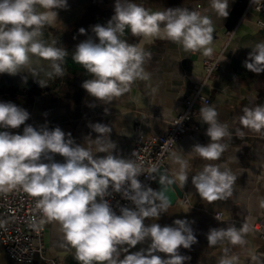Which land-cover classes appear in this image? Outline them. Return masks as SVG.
<instances>
[{"label":"clouds","instance_id":"1","mask_svg":"<svg viewBox=\"0 0 264 264\" xmlns=\"http://www.w3.org/2000/svg\"><path fill=\"white\" fill-rule=\"evenodd\" d=\"M209 3L218 17H228V0ZM68 7V0H0V74L16 76L26 71L40 77L43 72L46 75L38 80L41 87L62 75L59 62L68 53L45 39L44 26L55 23L58 9ZM126 30L142 39L171 41L186 52L213 53L214 28L209 16L188 8L154 11L133 0H115L114 15L106 25L92 26L98 42L92 38L82 41L72 54L73 61L93 77L82 82L83 89L105 104L127 92L134 81L149 79L144 64L150 53L122 39ZM79 32L85 34L86 30ZM33 57L47 61V67H33ZM243 66L256 74L264 73V41L251 47ZM22 79L26 82V77ZM199 112L208 126L210 142L193 145L191 152L205 161L220 160L227 148L223 141L231 136L228 126L219 121V113L211 105ZM29 118L26 109L0 102V129H5L0 131V192L20 186L38 198L36 207L45 218L59 223L63 239L75 250L79 264H185L189 258L180 254V248L190 249L198 242L189 221L176 219L173 226L163 227L158 223L145 225L144 221L159 219L171 207L172 186H184L188 181L187 160L173 154L172 162L178 167L171 174L155 166L149 170V177H159L162 187L157 191L138 179L144 174L141 167L113 154L116 144L109 139V126L90 125L98 135L94 140L87 138L86 144H95L94 152L91 147L75 144L71 133L60 127L38 129L26 124ZM238 119L243 128L260 133L264 130V105L243 107ZM22 125V134L7 131ZM96 153L107 155L97 157ZM53 154L61 155L65 162H41L51 161ZM235 181L230 168L216 164L204 165L191 178L199 196L208 203L229 199ZM110 189L134 207H121L117 214L105 198ZM248 230L247 225L212 228L207 234L208 246L220 242L244 245ZM146 240L150 241L146 249L129 251ZM121 252L126 253L123 258ZM219 264H238V257L225 255Z\"/></svg>","mask_w":264,"mask_h":264},{"label":"crops","instance_id":"2","mask_svg":"<svg viewBox=\"0 0 264 264\" xmlns=\"http://www.w3.org/2000/svg\"><path fill=\"white\" fill-rule=\"evenodd\" d=\"M151 10L168 8H188L212 19L214 31L219 38L210 47L213 53L223 50L219 70L205 88L211 105L219 113V121L226 123L231 133L223 141L226 151L220 160L205 161L199 158L192 147L195 144L206 145L210 138L206 135L207 125L199 118L190 121V128L183 134L164 165L169 174L178 166L172 162L173 154L188 161V181L179 186L183 197L172 203L167 212L159 219L146 218L145 225L158 223L173 226L176 219L189 221L197 243L190 249L180 248V254L188 257L185 264H219L225 256L238 257V264H264V239L252 225L264 221V130L260 133L243 128L239 123L242 108L264 105V73L256 74L247 70L243 62L247 59L251 47L264 41V14L250 10L241 21L244 7L248 0H228L229 15L218 17L211 9L209 0H133ZM69 7L58 9L55 23L44 26L45 39L55 47L66 49L68 55L60 63L63 74L48 81L41 87L39 79L25 72L16 76L0 74V102H13L26 109L30 118L25 123L50 130L60 127L66 134L71 133L75 144L91 147L86 139H96L97 133L90 125L102 123L111 128L109 139L116 144L114 155L130 159L135 124L142 121L145 131L151 135L166 131L172 119L184 109L185 100L190 97L193 88L204 77L203 55L201 51L186 52L179 44L167 40H150L134 37L126 30L121 37L130 44L141 45L150 58L144 68L149 74L147 80L134 81L129 90L110 103H103L91 97L82 87V82L93 78L86 70L72 59L76 46L89 38L98 42L92 32V26L106 25L114 15L115 0H68ZM84 28L85 34L79 29ZM235 29L234 38L226 45L224 34ZM47 61L32 58V66L47 67ZM26 77V82L22 78ZM197 126L198 129H194ZM24 125L18 129H7L12 134H22ZM5 131V129H0ZM67 138V137H66ZM107 137L105 136V140ZM103 157L107 153H96ZM61 161L64 157L53 154L52 160L42 159L43 163ZM206 164H216L222 169L230 168L236 176L232 196L227 200L208 203L199 196L191 178ZM157 189V186H156ZM45 227L44 244L50 256L61 264H79L75 259V250L63 239L57 221L43 219ZM237 228L248 226L244 245H231L220 242L208 246L207 234L212 228ZM150 241L136 245L130 252L146 249ZM122 254H126L121 252ZM162 257L164 254L158 253ZM0 264H46L36 255L33 262L22 263L10 258L0 243Z\"/></svg>","mask_w":264,"mask_h":264},{"label":"built area","instance_id":"3","mask_svg":"<svg viewBox=\"0 0 264 264\" xmlns=\"http://www.w3.org/2000/svg\"><path fill=\"white\" fill-rule=\"evenodd\" d=\"M253 9L264 14V0H248L241 21ZM257 23L264 26L263 20H258ZM235 32V29L225 32L223 49L234 38ZM218 38L219 34L213 31V41ZM222 55L223 50L212 53L211 56H204L203 79L195 85L190 97L185 100L184 109L172 119L165 132L151 135L145 131L142 121L135 124L130 159L142 168L144 174L138 179L144 186L156 190V178L148 176L149 170L154 166L160 168L166 164L175 146L190 128V121L200 115L199 106L210 103L205 88L219 70ZM194 129L198 127L195 126ZM109 191L111 194L105 198L117 214L121 207H134L120 193L111 192V189ZM37 199L20 186L8 192H0V243L7 255L17 262L31 263L35 256L39 255L46 264H61L48 254L45 247V217L36 207ZM252 228L264 239L263 220L256 221ZM123 255L125 254L121 253V258Z\"/></svg>","mask_w":264,"mask_h":264},{"label":"water","instance_id":"4","mask_svg":"<svg viewBox=\"0 0 264 264\" xmlns=\"http://www.w3.org/2000/svg\"><path fill=\"white\" fill-rule=\"evenodd\" d=\"M56 162L63 163L61 161H56ZM160 169L166 170L164 166H161ZM156 186H157V189H156L157 191H159L161 189V187H162L160 185V183H159V177L158 176H156ZM172 188H173L174 192H170L169 194H170V197H171V202L175 203L178 198H182L183 197V192L179 188L178 184L177 185H173Z\"/></svg>","mask_w":264,"mask_h":264}]
</instances>
